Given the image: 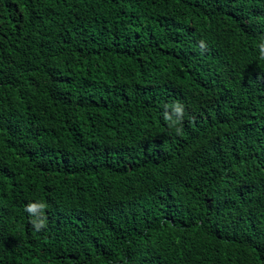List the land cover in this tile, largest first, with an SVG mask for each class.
Wrapping results in <instances>:
<instances>
[{"label": "trees", "instance_id": "16d2710c", "mask_svg": "<svg viewBox=\"0 0 264 264\" xmlns=\"http://www.w3.org/2000/svg\"><path fill=\"white\" fill-rule=\"evenodd\" d=\"M262 39L264 0H0V264H264Z\"/></svg>", "mask_w": 264, "mask_h": 264}, {"label": "clouds", "instance_id": "9594fccd", "mask_svg": "<svg viewBox=\"0 0 264 264\" xmlns=\"http://www.w3.org/2000/svg\"><path fill=\"white\" fill-rule=\"evenodd\" d=\"M259 48L261 55L264 56V39H262L259 43ZM186 108L184 103L182 102H175L171 106L166 107V110L163 113V118L168 121V127L170 129H174L176 132H180V124L183 122L185 116ZM44 205L41 202H30L28 205L25 206V211L29 213L30 216L33 217L32 224L33 227L39 231L45 227L44 219L42 218H35V214L37 210H43Z\"/></svg>", "mask_w": 264, "mask_h": 264}]
</instances>
